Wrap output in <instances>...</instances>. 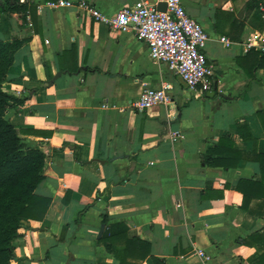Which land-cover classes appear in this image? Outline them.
I'll return each mask as SVG.
<instances>
[{
	"label": "crops",
	"instance_id": "crops-1",
	"mask_svg": "<svg viewBox=\"0 0 264 264\" xmlns=\"http://www.w3.org/2000/svg\"><path fill=\"white\" fill-rule=\"evenodd\" d=\"M25 1L23 15L0 0V36L21 41L2 90L24 100L6 118L44 154L35 193L50 204L42 220L20 219L9 264H120L101 241L110 225L150 244L141 264H258L262 249L243 240L263 231L264 198L243 209L237 186L261 180L264 51L245 43H264V0H182L208 35L215 77L204 94L133 32H112L78 6L113 15L139 0ZM162 83L170 102L137 111L141 92Z\"/></svg>",
	"mask_w": 264,
	"mask_h": 264
},
{
	"label": "trees",
	"instance_id": "trees-1",
	"mask_svg": "<svg viewBox=\"0 0 264 264\" xmlns=\"http://www.w3.org/2000/svg\"><path fill=\"white\" fill-rule=\"evenodd\" d=\"M7 5L8 10L23 15L29 11L28 1L21 3L19 0H8ZM0 12H6V8H1ZM20 44L21 41L17 39L6 40L0 36V264H9L13 257V242L20 234V219L42 220L50 204V199L35 193L37 186L44 179V154L38 149L28 147L21 132L6 118L9 107L24 101L2 90L13 53ZM259 61V65H264V52ZM257 116L264 128V109L258 111ZM223 143L229 144L224 137L221 138L220 145ZM210 152L216 151L211 149ZM259 157L262 158L260 183L242 179L239 182L240 187L237 186L243 195V209L248 207L254 196L264 198V153ZM103 222H106L105 219ZM121 239L123 249L119 253L114 249V242ZM101 241L106 249L120 260V264H141L150 255V244L141 239L127 237L125 225H110ZM243 242L248 245L254 242L258 244V249L262 251L253 259V263L264 264V229L250 235ZM156 264H162V261Z\"/></svg>",
	"mask_w": 264,
	"mask_h": 264
},
{
	"label": "built area",
	"instance_id": "built-area-1",
	"mask_svg": "<svg viewBox=\"0 0 264 264\" xmlns=\"http://www.w3.org/2000/svg\"><path fill=\"white\" fill-rule=\"evenodd\" d=\"M24 1L19 0L21 3ZM160 2L166 4L165 11L157 9ZM71 4L69 0L57 3L58 6ZM78 6L95 20L106 23L112 32H133L138 40L146 43L151 59L164 63L179 75L193 94H204L212 89L215 70L208 64L204 52L207 32L198 20L186 13L182 0H154L153 3L139 0L121 7L113 15L102 13L87 1H80ZM220 41L226 47L232 45L225 37H220ZM245 47L264 51V43H255L253 39H249ZM169 87L162 83L159 88L144 89L134 103L135 109L141 112L169 103ZM196 254L208 259L204 251L198 250Z\"/></svg>",
	"mask_w": 264,
	"mask_h": 264
},
{
	"label": "water",
	"instance_id": "water-1",
	"mask_svg": "<svg viewBox=\"0 0 264 264\" xmlns=\"http://www.w3.org/2000/svg\"><path fill=\"white\" fill-rule=\"evenodd\" d=\"M157 9L160 10V11H165V9H166V4L163 3V2L158 3V4H157ZM58 74H59V73H58ZM212 92H213V91H212ZM103 228H104V225H101L99 235H100L101 232L103 231Z\"/></svg>",
	"mask_w": 264,
	"mask_h": 264
}]
</instances>
